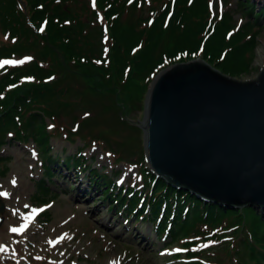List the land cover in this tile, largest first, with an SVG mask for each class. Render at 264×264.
Instances as JSON below:
<instances>
[{
  "label": "rangeland",
  "instance_id": "rangeland-1",
  "mask_svg": "<svg viewBox=\"0 0 264 264\" xmlns=\"http://www.w3.org/2000/svg\"><path fill=\"white\" fill-rule=\"evenodd\" d=\"M144 1L147 4L144 10L131 15L124 12L120 19L132 17L136 24L137 14L141 13L140 17L147 18L150 23L163 10L161 22L164 25L171 17L172 13L169 14L175 3L186 2L189 11L200 15L202 20L198 23L200 28L188 27L184 32L182 29L173 31L175 27L167 29L171 39H183V44L177 47L179 50L175 48L170 55H165L156 67L149 71L146 67L141 73L143 77L145 74V79L138 83L143 87L141 102L135 92L130 99L120 91L98 93L90 88L83 76L63 73L60 84H57L60 91L54 93L55 101L49 104V112L44 105L30 99L26 101L27 105H20L21 123L31 104L35 113L30 121L32 130L19 124L24 135L18 132L15 123L6 120L8 112L0 111V193L8 194L0 195V206L3 207L0 211V244L12 251L11 254L4 253L8 259H3L1 264H251L243 243L255 235L258 238L257 232L264 226L257 218L259 215L264 218V209L257 208L256 214L246 216L245 210L250 207L233 208L209 201L224 207L225 211L242 209V215L228 220L231 216L227 214L224 217L227 219L223 218L214 227L206 222L191 227L189 219L188 224L174 233L169 228L171 222H167L162 231L157 232L155 228L159 219L154 223L141 218L143 215L134 217L133 212L127 217L123 215L126 211H122L126 204L119 209L118 201L112 203L115 199L105 198L109 196L107 194L102 196L104 189L102 182L97 181L96 172L99 177L108 176L115 186H122L130 178L142 185L140 171L148 167V163L144 157L143 130L139 122L143 117L148 85L161 69L173 63L201 58L222 73L244 80L255 77L264 65V19L255 11V0ZM91 2L95 4V0ZM148 2L153 3L152 12L148 10L151 8ZM144 24L146 22L139 28ZM89 34L92 44L88 46L93 56L110 64L109 38L104 27L93 22ZM12 42L0 23L2 91H7L14 83L21 86V83L28 82L33 75L26 74L32 65L29 59L40 49L28 44L17 53L12 50L9 55L4 50L16 44ZM42 64L46 65L45 62ZM113 67L116 71L114 62ZM148 77L151 78L149 81ZM33 78L39 82L45 76L36 74ZM114 80V76L108 77L107 86L119 90L122 82ZM73 154L79 156L75 164V159L71 158ZM50 156L52 161H48ZM81 185L88 190L77 195ZM177 201L175 199L172 204L175 206ZM181 212L186 210L182 208ZM29 214L36 216L33 219ZM64 214L75 216L67 224L68 232L63 242L58 246L49 244L48 248L45 246L47 249H40L37 253L30 252L28 248L32 246L28 239L39 244L31 235L35 238L47 236ZM25 219L33 221V225L29 221L31 227L28 229L19 224L25 223ZM12 228L19 231L14 233ZM140 233L149 242L142 241Z\"/></svg>",
  "mask_w": 264,
  "mask_h": 264
},
{
  "label": "trees",
  "instance_id": "trees-1",
  "mask_svg": "<svg viewBox=\"0 0 264 264\" xmlns=\"http://www.w3.org/2000/svg\"><path fill=\"white\" fill-rule=\"evenodd\" d=\"M148 4V7H151L148 10L152 12L153 3L148 2ZM146 6L144 0H95V4L91 0H0V23L8 32L12 43H16L4 51L11 55L12 50L15 53L28 44L40 47L35 52V56L29 59L32 65L26 74L30 76L28 73H32L33 75L27 79L28 82L21 83V86L14 83L13 86L7 88V91H2L3 87L0 86V111L8 112L7 116L9 117L6 120L11 124L15 123L19 128L18 132L22 135L25 132L19 124H23L27 130H32L30 121L35 116L33 105L31 104L26 109L29 111L22 123L19 121L21 114L18 113L22 111L21 106L27 105L26 101L30 99L44 105L43 108L49 112V104L55 101L54 93L60 91L57 84H60L59 79L62 78L63 73L83 76L90 88L98 93L120 91V94L130 99L132 92H135L137 96L139 95L138 100L141 102L143 87L138 83L145 79V74L143 77L141 73L146 67L148 71L156 67L163 61L165 55H170L175 48L179 50L177 47L183 44V39H171L167 29L175 27L173 31L182 29L181 31L184 32L188 27H190L188 29L200 28L198 23L202 20L200 15H194L189 11L186 2L175 3L174 13L172 9L169 14L172 13V15L168 17L164 25L161 22L163 10L159 11L150 23H147V18L140 17L141 13L137 14L136 24L132 22V17L125 20L120 19L122 13L131 15L137 11L141 12ZM93 22L104 27L108 33L110 64L103 60L98 61L88 46V44H92V40L89 39V31ZM145 22L147 26L144 24V27L139 28L140 24ZM193 22L196 23L193 24ZM203 26L204 23L201 28ZM41 28L43 31L40 30ZM217 31L221 32V30ZM42 62H45L46 65H43ZM113 62L117 67L116 71ZM36 74L45 76V78L39 82L35 81L33 77ZM133 74L138 76L134 77ZM111 76L115 77L114 81L122 82L119 90L116 87L109 88L107 86L108 77ZM149 77L148 81L152 78ZM59 106L57 105V107ZM10 134L14 135L11 132ZM77 156L76 154L71 156L72 160L75 159L74 164L78 160L79 156ZM49 159L48 161L53 160L51 156ZM66 160L68 161L69 158L67 157ZM140 172L143 175L141 186L131 178L122 186H115L108 176L101 175L99 177L97 172L95 175L97 181L102 182L101 186L104 189L102 196L107 194L109 196L105 198L115 199L112 203L118 201L119 209H122L121 205L126 204L124 206L126 209L122 210L126 211L123 212V215L129 216L133 212L134 217L138 218L137 215H143L141 218L153 220L154 223H157L156 219H159V223L156 224L158 227L155 228L157 232L162 231L167 222H171L169 228L174 233L184 224H188L189 219L192 222L191 227L195 223L205 222L214 227L224 217H227V214L231 216L228 217V220L242 215L240 213L242 209L225 211L224 207L203 201L183 188L173 187L162 177L152 174L146 166ZM175 199L178 201L175 206H172V201ZM185 206L186 212L182 213L181 209ZM245 211L246 216L257 213L252 207ZM257 219L264 226L262 215H259ZM257 233L258 238L252 234V239L244 241L243 244L247 249L251 264H264V228Z\"/></svg>",
  "mask_w": 264,
  "mask_h": 264
},
{
  "label": "water",
  "instance_id": "water-1",
  "mask_svg": "<svg viewBox=\"0 0 264 264\" xmlns=\"http://www.w3.org/2000/svg\"><path fill=\"white\" fill-rule=\"evenodd\" d=\"M139 125L156 176L202 200L264 209V65L242 80L201 58L173 63L149 83Z\"/></svg>",
  "mask_w": 264,
  "mask_h": 264
},
{
  "label": "bare ground",
  "instance_id": "bare-ground-1",
  "mask_svg": "<svg viewBox=\"0 0 264 264\" xmlns=\"http://www.w3.org/2000/svg\"><path fill=\"white\" fill-rule=\"evenodd\" d=\"M254 4H255L254 5L255 11L258 12L260 18L264 19V0H255ZM13 185H15V184H13ZM86 189L88 190V188H86ZM86 189L83 187V185H81L79 187L77 195H83V193H85L87 191ZM29 215H31V214H29ZM31 216L34 219V217L36 215L32 214ZM74 216H75L74 214H71L70 216H65V214L60 216L59 219L57 220L59 222V224L57 226H55L53 228V230H51V232L48 233L47 236H42V237H39V238H35V237H33V235H31L34 240H38L39 244H35L30 239H28L27 241L30 242L31 246H32L31 248H28L29 250H31L30 252L37 253V252H40L39 251L40 249H44L45 246L47 247V245H49V244L52 245V243H54L55 246H58L60 243H62L63 240H64V236L68 232L67 224L71 221V218L73 219ZM29 221H31V220L25 219V223H21L20 222L19 224H22L25 227V229H28L29 227H31V224H30ZM31 223L33 225V221H31ZM28 237H30V235ZM61 237H63V239H61ZM139 238L142 241H146V243L149 242L147 237L144 234H142V233H140ZM0 242H2V240H0ZM0 245L7 247L6 245H4L2 243ZM26 245H28V244H26ZM47 248H45V249H47ZM4 253L11 254L12 251L11 250H7V251L0 252V264L4 260L7 261L6 259H8V256H6ZM17 264H24V263L17 262Z\"/></svg>",
  "mask_w": 264,
  "mask_h": 264
},
{
  "label": "snow or ice",
  "instance_id": "snow-or-ice-1",
  "mask_svg": "<svg viewBox=\"0 0 264 264\" xmlns=\"http://www.w3.org/2000/svg\"><path fill=\"white\" fill-rule=\"evenodd\" d=\"M40 30L43 31V28H41ZM21 63H23V61H21ZM12 183L15 184V180H13ZM0 195H8V194L7 193H0ZM25 207H27V205ZM11 231L15 233V232L19 231V229L12 228ZM61 239H63V237H61ZM204 247H207V245H204ZM3 251H7V248L5 246L0 245V252H3Z\"/></svg>",
  "mask_w": 264,
  "mask_h": 264
}]
</instances>
